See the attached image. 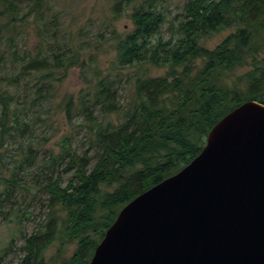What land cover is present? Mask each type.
<instances>
[{
    "label": "trees",
    "instance_id": "trees-1",
    "mask_svg": "<svg viewBox=\"0 0 264 264\" xmlns=\"http://www.w3.org/2000/svg\"><path fill=\"white\" fill-rule=\"evenodd\" d=\"M29 1L24 15L18 17L16 0H0V43L8 37L13 44L18 18L30 14L36 22L45 18L49 0ZM162 2L142 0L133 5L132 28L122 33L112 30L110 71L102 74L94 54L87 53L89 44L77 40L75 45H62L47 53L37 47L24 51L23 62L4 76L8 88L0 81L1 137L29 127L25 110L21 118L20 80L29 76L24 83L33 84L24 91L34 101L47 100L51 81L66 77L73 67L79 69L85 87L77 101L73 96L65 98L64 111L68 119L79 113L89 122V146L84 152L72 153L70 139L65 137L57 158H49L55 167L66 162L63 170H71V176L63 184L61 172L55 177L46 175L42 189L47 195L43 204L47 212L35 232L23 236L24 256L17 264H53L44 251L58 234V255L64 245L75 244L67 264H88L126 203L189 163L223 115L249 99L264 104V56H260L264 50V0H184L181 17L167 38L162 35L168 22ZM128 4V0H114L112 18L117 19ZM228 27L233 30L209 48L208 38ZM7 29L12 31L8 36ZM11 48L7 54L17 60V47ZM4 55L0 54V64L6 62ZM161 67L166 68L163 74H149L152 68ZM244 67L248 70L231 80ZM123 68L134 69L125 105L120 102L123 77H117ZM112 114H119L121 120L114 122ZM31 151L29 147L25 155L28 165L33 164L28 158ZM13 175L12 183L7 180L0 189V217L2 203L14 189Z\"/></svg>",
    "mask_w": 264,
    "mask_h": 264
},
{
    "label": "water",
    "instance_id": "water-1",
    "mask_svg": "<svg viewBox=\"0 0 264 264\" xmlns=\"http://www.w3.org/2000/svg\"><path fill=\"white\" fill-rule=\"evenodd\" d=\"M88 264H264V104L223 115L189 163L126 203Z\"/></svg>",
    "mask_w": 264,
    "mask_h": 264
},
{
    "label": "rangeland",
    "instance_id": "rangeland-1",
    "mask_svg": "<svg viewBox=\"0 0 264 264\" xmlns=\"http://www.w3.org/2000/svg\"><path fill=\"white\" fill-rule=\"evenodd\" d=\"M141 1L128 0L129 4L124 6L120 16L114 19L111 13V5L114 0H49L46 16L42 21L36 22L33 14L24 19L18 18L13 31V44L8 37L0 43V54L4 52L6 60L5 63L0 64V81L8 88V82L4 76L17 69L16 66L23 62L20 57L24 51L29 52L37 47L47 53L49 49L56 50L62 45H75L77 40H83L89 44L87 53L94 54L102 74L110 71V63L114 56L111 32L115 29L116 32L122 33L132 28L129 17L132 6ZM183 2L184 0H164L160 4L161 10L168 18V22L162 28L164 38L174 32L181 17ZM15 3L18 7L17 16L22 17L30 5V1L16 0ZM1 20L5 21L6 18H1ZM170 23L174 25L172 28ZM232 30L233 28L228 27L214 33L208 38L207 46L214 47ZM11 32L7 29L5 35L8 36ZM99 32L102 34L100 38ZM37 42H40V45ZM11 46L17 47L16 55L19 57L17 60H13L7 54L12 50ZM260 56H264V50ZM246 70L248 67L237 69L231 75V80H236V76ZM165 71V67L152 68L149 74L156 76ZM121 72L122 74L117 76L123 77L120 82L122 87L120 102L125 105L131 90L130 75L134 69L123 68ZM125 73L129 74V77H126ZM55 76L58 78L60 74L56 71ZM28 78L29 76H26L25 79L19 81L17 92L20 99L21 118L25 117L23 114L25 110L27 112L25 120L29 127L22 133L11 131V135L5 133L3 137L0 136V141L3 140L2 146H0V189L4 187L7 180L12 183V174L15 178L11 195L5 198L2 203L0 264H17L20 261L24 256L23 236L34 233L38 224L45 218L47 208L43 204L47 195L43 191L42 185L46 175L51 174L55 177L57 172H61L63 184L70 178L72 171L63 170L66 162L55 167L49 159L57 158L62 149V140L65 137L70 139L71 152L76 155L84 152L89 146L86 129L89 122L86 117L76 113L68 119L64 111L65 98L73 96V100L77 101L79 91L85 87L79 69L70 68L66 77L58 81H51L50 96L47 100L34 101V96L29 91H24V88L33 84V81L29 85L24 83ZM24 84L27 86L23 87ZM9 89L13 90L10 87ZM96 115L99 116L98 113ZM110 118L114 122L121 120L119 114H112ZM29 147L32 151L28 158L33 160L32 165H28L25 159ZM94 151L93 148L89 152L93 154ZM60 244V235L58 234L44 251L46 259L53 258V264H64L75 247V244L64 245L58 255Z\"/></svg>",
    "mask_w": 264,
    "mask_h": 264
}]
</instances>
